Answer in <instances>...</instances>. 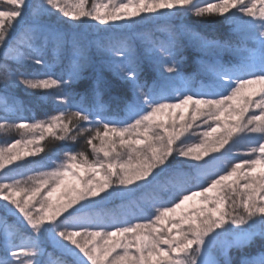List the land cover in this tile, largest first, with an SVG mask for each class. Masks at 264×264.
I'll use <instances>...</instances> for the list:
<instances>
[{
    "label": "snow or ice",
    "instance_id": "6c2138e0",
    "mask_svg": "<svg viewBox=\"0 0 264 264\" xmlns=\"http://www.w3.org/2000/svg\"><path fill=\"white\" fill-rule=\"evenodd\" d=\"M211 15L224 18L234 44L185 28L166 40L142 37V52L126 38L99 49L126 86L122 119L105 111L99 78L90 105L74 91L88 62L82 47L73 42L66 75L51 74L43 58L49 43L66 39L61 28L131 29L143 19ZM181 35L207 57L187 76ZM29 63L38 70L22 71ZM145 63L151 83L141 81ZM200 76L207 82L196 88ZM19 86L63 107L44 119H12L19 107L8 90ZM0 121V132L18 133L0 145V264H231V250L264 239V0H0ZM77 136L91 158L62 145L55 159H28L46 151V137ZM154 184L147 216L105 221L104 202ZM191 201L199 206L185 207ZM241 264H264V250Z\"/></svg>",
    "mask_w": 264,
    "mask_h": 264
},
{
    "label": "trees",
    "instance_id": "16d2710c",
    "mask_svg": "<svg viewBox=\"0 0 264 264\" xmlns=\"http://www.w3.org/2000/svg\"><path fill=\"white\" fill-rule=\"evenodd\" d=\"M30 2L36 3L37 0H30ZM223 19V17L218 15L206 17L182 16L171 20L156 19L150 22L138 23L131 29L108 30L107 26L100 25H95V28L82 27L72 30L61 28L62 31L68 33L66 39L60 43L59 47L56 45L55 41L49 43L43 52V58L48 65L47 71L51 74L55 76L66 75V70L73 59V42L82 47L88 58V62L81 72L80 79L74 85V91L85 98L84 103L86 105H90L92 103L91 90L95 80L99 78L102 83L100 101L103 103L105 111L110 118L122 119L124 113L120 111V109L123 107L126 86L116 80L104 67L103 53L99 51L102 46H106L110 41L126 38L130 39L134 46L142 52L145 43L142 37L147 36L150 39L166 40L171 31H179L185 28L199 33L202 37L208 40H215L222 43L230 41L234 44L237 37L232 34L228 24L224 23ZM31 20L32 17L29 15L26 17L25 22H31ZM44 22L52 23L54 25L55 18H45ZM179 42L182 46L180 49L182 53L180 71L186 76L194 74L198 67V61L201 59H207V57L202 55L188 35L179 36ZM22 51L27 53V49H22ZM231 58H233V55L230 51L223 52V59L228 60ZM13 67H15V65H13ZM21 70L34 73L38 70V66L29 63ZM39 71L42 72L43 69H40ZM145 79H147L149 83H151L153 79V73L146 63L144 66V72L141 75V81ZM202 82L206 83L207 79L202 76L197 77L195 80V87L198 88ZM42 93L43 92L39 93L38 91L28 93L18 87L9 89L8 94L15 98L19 107V111L11 114L10 118L14 119L18 116L24 120L44 119L46 116L52 114L56 108L63 107V105L57 104L53 100L43 98ZM75 134L74 131L73 135ZM8 139L13 141L10 136L4 135L0 132V145L8 141ZM193 139L194 137L191 136L190 140ZM42 143L45 145L46 151L30 159L40 160L42 157H51L55 159L57 158L62 145L69 147L74 151H84L88 148L84 142L83 136H77L75 142L66 141L62 144L55 139L52 140V142H49L48 139L42 141ZM237 146L245 147L243 144H238L235 146L234 150H236ZM12 167H15V165ZM165 181L166 177H160L161 183ZM155 187L156 185L154 184L150 188L141 191L146 194V199L142 200L143 204H146L147 200H150ZM122 205L128 206L127 204ZM110 206L114 207V204ZM114 210H116V208H112L111 212ZM127 211L122 215H116L114 213L112 216H117L121 221L136 219L137 215L135 214V209H132L129 213ZM9 220L11 221V217H9ZM105 221H108V217L105 218ZM109 222H112V218ZM262 250H264V240L261 238L254 239L248 247L238 252L237 257L231 259V264H241L243 259L251 256H258ZM48 252L53 253V258L58 255L51 246H48ZM0 254H2V238H0ZM44 259H47V257Z\"/></svg>",
    "mask_w": 264,
    "mask_h": 264
},
{
    "label": "rangeland",
    "instance_id": "374dc122",
    "mask_svg": "<svg viewBox=\"0 0 264 264\" xmlns=\"http://www.w3.org/2000/svg\"><path fill=\"white\" fill-rule=\"evenodd\" d=\"M105 2H106V0H105ZM147 15L148 14H142V17H146ZM137 19L140 20L141 18H137ZM154 20H156V19H152V20L143 19L142 22H150V21H154ZM142 22H140V23H142ZM89 23H94V22L89 21ZM96 25L99 26L98 24H96ZM112 30H114V29H112ZM14 88H17V87H14ZM18 88H20V89H22V90H24L25 92H28V93L37 92V91L39 93L43 92V90H25L22 86H19ZM10 89H12V88H10ZM1 133L4 134V135L10 136L11 139H13L12 142H14L15 139L18 138V133L15 132V131L1 132ZM37 135H38V133H37ZM191 136L194 137L193 140H190ZM48 139H49V142H52V140H54V138H52V137H46L45 140H48ZM182 140H184V141H186L188 143H193V142L198 143L199 142V137L198 136H194V135H190V134H185V136L182 137ZM8 141H10V139H8ZM63 142H66V141H60V143H62V144H63ZM235 151H236L237 155H239L243 151V146L242 147L237 146ZM84 152L86 153V155L89 158H91L92 155H93L89 148L84 150ZM30 158H32V157H30ZM30 158H28V159H30ZM181 159H183V158H181ZM97 178H99V177H97ZM155 189H156V187H155ZM144 190H141V191H144ZM141 191H137L136 193H134L130 197H125L123 199L120 198V197H115V198H113L111 200H108V201L104 202V204L102 205V209L106 213L105 218L108 217V222L113 217L112 214L115 213L116 215H122L123 213H126L127 210H128L127 212L129 213L132 209L136 210L135 214L137 216H136V219H130L129 221H131V222H137L142 217L147 216L148 212L144 211V208H145L146 204H143V202H142V200L146 199V194L142 193ZM160 194L163 195V196H167V192H161ZM0 203H4V202L0 201ZM113 204H114V207L110 206V205H113ZM122 204H127L128 206H124ZM116 205H118V206H116ZM108 206H110V207H108ZM189 206L198 207L199 206L198 201L188 202V204H186L185 207H189ZM112 208H116V210L111 212ZM124 221H127V220H124ZM258 238L260 239V237H257L256 239H258ZM239 251L240 250H236V249L231 250V252L229 253V259L231 260L232 258L237 257Z\"/></svg>",
    "mask_w": 264,
    "mask_h": 264
}]
</instances>
